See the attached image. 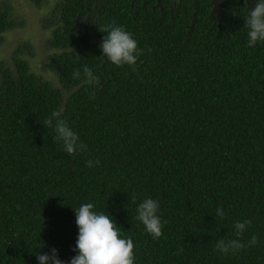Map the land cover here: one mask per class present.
Segmentation results:
<instances>
[{"label": "trees", "instance_id": "obj_1", "mask_svg": "<svg viewBox=\"0 0 264 264\" xmlns=\"http://www.w3.org/2000/svg\"><path fill=\"white\" fill-rule=\"evenodd\" d=\"M252 5L54 3L42 26L51 32L48 69L61 89L31 72L20 56L31 51L27 43L12 66L0 61V264H38L36 255L53 248L68 264L78 254L73 209L84 203L132 239L135 264H264V42L248 47ZM113 21L142 50L135 65L102 56L99 29ZM18 25L0 1V45ZM85 65L101 89L83 83ZM58 108L87 151L68 155L54 139L44 121ZM145 198L159 201L166 221L156 240L136 219ZM246 219L243 240L255 234L256 246L218 252L217 240L234 239V223Z\"/></svg>", "mask_w": 264, "mask_h": 264}, {"label": "clouds", "instance_id": "obj_2", "mask_svg": "<svg viewBox=\"0 0 264 264\" xmlns=\"http://www.w3.org/2000/svg\"><path fill=\"white\" fill-rule=\"evenodd\" d=\"M245 3H248V0H245ZM245 25L248 28V47L251 48L258 42H264V0H253ZM99 32L104 34L99 48L107 61L117 67L136 64L142 50L139 49L137 41L130 32L126 31L123 26H118L115 21L101 26ZM82 70L83 83L101 89L102 81L99 76L87 65L83 66ZM80 76V69H74L73 78L79 79ZM90 99H95V93L90 95ZM44 124L54 129L56 133L54 139L62 143V147L68 155L87 151V145L80 142L79 135L63 118V109L58 108L52 111ZM98 163L99 160L88 161L87 166L93 167ZM131 199L133 203H136L135 195ZM159 207L158 200L145 198L136 209V219L142 223L146 233L154 240L163 235L162 229L166 223V221L161 222L158 215ZM73 210L78 228L73 251L78 254L73 256L68 264H135V245L132 239L122 237L121 229L110 215L106 212L95 211L92 203H84ZM216 215L223 220L226 214L222 207H217ZM251 224L250 219L236 221L233 225L235 238L217 240L216 250L225 255L229 253L234 255L248 247L256 246L258 241L255 234L247 242L243 240V235ZM36 259L38 264H64L54 248L47 253H38Z\"/></svg>", "mask_w": 264, "mask_h": 264}, {"label": "rangeland", "instance_id": "obj_3", "mask_svg": "<svg viewBox=\"0 0 264 264\" xmlns=\"http://www.w3.org/2000/svg\"><path fill=\"white\" fill-rule=\"evenodd\" d=\"M0 1L9 3L14 20L20 24L4 35V41L0 45V61L12 66L11 57L14 52L27 43L31 46V51L22 50L20 56L28 61L31 72L50 81L55 88L61 89L55 75L48 69V55L51 51L45 44L51 32L42 26V20L49 15L57 0H47L39 7L32 5L28 0Z\"/></svg>", "mask_w": 264, "mask_h": 264}]
</instances>
